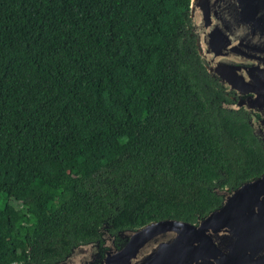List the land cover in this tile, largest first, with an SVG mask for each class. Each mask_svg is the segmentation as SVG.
<instances>
[{
    "label": "trees",
    "instance_id": "trees-1",
    "mask_svg": "<svg viewBox=\"0 0 264 264\" xmlns=\"http://www.w3.org/2000/svg\"><path fill=\"white\" fill-rule=\"evenodd\" d=\"M192 28L191 0H0V264L196 223L264 172Z\"/></svg>",
    "mask_w": 264,
    "mask_h": 264
},
{
    "label": "water",
    "instance_id": "water-1",
    "mask_svg": "<svg viewBox=\"0 0 264 264\" xmlns=\"http://www.w3.org/2000/svg\"><path fill=\"white\" fill-rule=\"evenodd\" d=\"M191 20L209 73L218 74L230 89L255 93L223 105H245L254 133L264 139V62L245 66L241 58L255 48L264 55V0H191ZM242 27L249 33L245 38ZM252 110L261 111L262 117ZM216 191L222 203L198 223L167 218L119 231L128 237L120 248L104 224L100 232L107 250L102 264H180L183 253L197 256L191 264H264V172L234 189ZM99 251L94 242L79 244L53 264H94Z\"/></svg>",
    "mask_w": 264,
    "mask_h": 264
},
{
    "label": "flooded vegetation",
    "instance_id": "flooded-vegetation-1",
    "mask_svg": "<svg viewBox=\"0 0 264 264\" xmlns=\"http://www.w3.org/2000/svg\"><path fill=\"white\" fill-rule=\"evenodd\" d=\"M193 27H194V25H193ZM240 34L244 38H245V36L249 35V33L246 31V29L244 27H242ZM196 42H197V40H196ZM261 57L262 58L264 57V55H263V53L261 51V48H255V49H253V51L251 52V54L248 57L242 56L241 58H242V60L245 61V66H249V65H252V64H256V63H259V64L263 63L264 59H261ZM258 58H259V60H257ZM203 60L205 62L206 67H208L209 62L207 61V59H203ZM237 65H243V64H242L241 61H239L237 63ZM212 75L222 84V86L225 89L226 94H228L229 97H230V100H229L230 102H238L242 97L246 98V97H249V96L255 94L252 91L243 92V91H238V90H236L234 88L230 89V88H228L226 85H224L222 83V81L220 80V76H218V74L213 72ZM240 108H243L244 110H246L249 113V116L251 115L250 110H248L245 105L240 107ZM252 111H254V113H255V115H256V117L258 119L262 117V112L261 111H255V110H252ZM196 223H198V222H196ZM117 236H120V238L123 239V243H121L120 246L117 245L120 248L128 241V237L118 233L117 235H115V244H116ZM102 241L104 243V240H102ZM99 249H100V247H99ZM106 250H107V248L104 247V245H103V251H101V249H100V251H99L100 256H98L99 258H97L95 260L94 264H102L101 260H103ZM179 257H181L180 259L182 260V262L180 264H191V263H193V261H195L197 259V256H195L193 254L192 255H188L186 253L180 254ZM136 259H137V256L134 258V260L136 261ZM152 260L155 261L156 260V256H152Z\"/></svg>",
    "mask_w": 264,
    "mask_h": 264
}]
</instances>
